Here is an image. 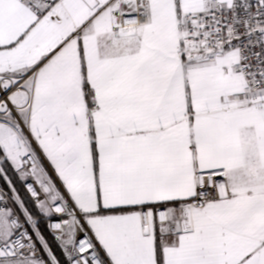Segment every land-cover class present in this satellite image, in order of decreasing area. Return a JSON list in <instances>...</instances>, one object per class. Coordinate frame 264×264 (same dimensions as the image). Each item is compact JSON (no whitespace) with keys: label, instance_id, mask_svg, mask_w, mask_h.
Wrapping results in <instances>:
<instances>
[{"label":"snow or ice","instance_id":"obj_1","mask_svg":"<svg viewBox=\"0 0 264 264\" xmlns=\"http://www.w3.org/2000/svg\"><path fill=\"white\" fill-rule=\"evenodd\" d=\"M0 181V264H264V0H0Z\"/></svg>","mask_w":264,"mask_h":264},{"label":"trees","instance_id":"obj_2","mask_svg":"<svg viewBox=\"0 0 264 264\" xmlns=\"http://www.w3.org/2000/svg\"><path fill=\"white\" fill-rule=\"evenodd\" d=\"M15 179V178H14ZM19 186V185H18ZM46 235H47V233H46ZM49 238V240H51V236H49L48 237ZM53 247H55V244L53 243Z\"/></svg>","mask_w":264,"mask_h":264},{"label":"rangeland","instance_id":"obj_3","mask_svg":"<svg viewBox=\"0 0 264 264\" xmlns=\"http://www.w3.org/2000/svg\"><path fill=\"white\" fill-rule=\"evenodd\" d=\"M3 182L1 181V184H2Z\"/></svg>","mask_w":264,"mask_h":264},{"label":"built area","instance_id":"obj_4","mask_svg":"<svg viewBox=\"0 0 264 264\" xmlns=\"http://www.w3.org/2000/svg\"><path fill=\"white\" fill-rule=\"evenodd\" d=\"M0 184H1V181H0Z\"/></svg>","mask_w":264,"mask_h":264}]
</instances>
